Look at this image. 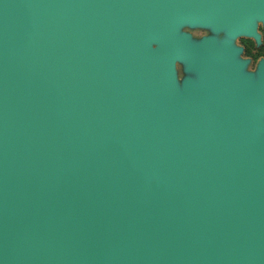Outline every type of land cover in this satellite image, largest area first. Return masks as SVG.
<instances>
[{
	"label": "water",
	"instance_id": "obj_1",
	"mask_svg": "<svg viewBox=\"0 0 264 264\" xmlns=\"http://www.w3.org/2000/svg\"><path fill=\"white\" fill-rule=\"evenodd\" d=\"M260 26L264 0H0V264H264Z\"/></svg>",
	"mask_w": 264,
	"mask_h": 264
},
{
	"label": "flooded vegetation",
	"instance_id": "obj_2",
	"mask_svg": "<svg viewBox=\"0 0 264 264\" xmlns=\"http://www.w3.org/2000/svg\"><path fill=\"white\" fill-rule=\"evenodd\" d=\"M259 30L262 34L261 44L259 45L257 44L254 37H246L240 40H236V44L243 48V51L240 54L241 58L249 59V63L247 66L249 71H256L260 60L264 59V31L261 29V27H259ZM209 34H211L210 31L206 30V33L203 35Z\"/></svg>",
	"mask_w": 264,
	"mask_h": 264
},
{
	"label": "rangeland",
	"instance_id": "obj_3",
	"mask_svg": "<svg viewBox=\"0 0 264 264\" xmlns=\"http://www.w3.org/2000/svg\"><path fill=\"white\" fill-rule=\"evenodd\" d=\"M261 27V26H260ZM261 29H262V27H261ZM191 31H192V33L195 35V36H197V37H199V36H201V35H203V34H205L206 33V30H203V29H190ZM263 30V29H262ZM264 31V30H263ZM243 38H246L245 36H241V37H238L237 39L238 40H240V39H243Z\"/></svg>",
	"mask_w": 264,
	"mask_h": 264
}]
</instances>
